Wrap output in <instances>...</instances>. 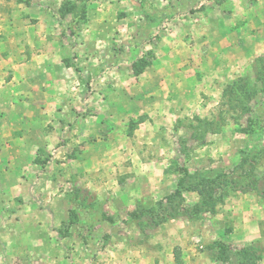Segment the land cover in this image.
Listing matches in <instances>:
<instances>
[{
	"label": "rangeland",
	"instance_id": "rangeland-1",
	"mask_svg": "<svg viewBox=\"0 0 264 264\" xmlns=\"http://www.w3.org/2000/svg\"><path fill=\"white\" fill-rule=\"evenodd\" d=\"M247 5L261 13L252 15L259 26H245L238 38L247 43L244 69L231 71L229 64L218 80L220 92L185 97L178 118H154L148 127V115L115 116L121 111L113 104L83 116L74 109L71 118L52 111L56 129L49 124L41 130L43 139L28 146L35 157L24 174L0 186V264L264 261V239L248 246L232 241L238 226L237 234L242 226L251 235L257 225L264 229V0ZM82 19L71 0H0V43L10 41L0 54L16 55L20 38L25 44L59 39L53 45L64 50L70 41L75 69L91 73L88 97L73 92L80 103L92 101L98 70L128 69L138 77L150 64L135 57L139 50L126 52L125 41V62H83ZM101 79L113 86L112 78ZM133 167L140 170L130 172Z\"/></svg>",
	"mask_w": 264,
	"mask_h": 264
},
{
	"label": "crops",
	"instance_id": "crops-1",
	"mask_svg": "<svg viewBox=\"0 0 264 264\" xmlns=\"http://www.w3.org/2000/svg\"><path fill=\"white\" fill-rule=\"evenodd\" d=\"M71 1L79 8L84 21L80 28L86 31L79 39L80 53L85 55L83 62L87 59L105 63L109 58L125 62L126 55L120 49V42L125 41L126 52L139 50L135 57L150 64L138 77L128 69L104 74L98 70L95 76L98 80L92 81L97 87L92 101L80 103L73 92L77 95L81 91L80 97H88L85 86L91 73L75 69L67 49L71 47L70 41L64 50L61 44V47L53 45L59 39L35 38L25 44L19 37L16 55L0 54L1 189L3 184H9L11 175L24 174L29 160L35 157L28 146L43 139L41 130L50 125L56 129L50 117L52 111L64 112L66 118H71L74 109H81L82 114L84 110L99 108L104 113L113 104L121 111H114L115 116L129 114L132 118L146 114L150 120H146L148 127H154V118L164 123L184 113L179 102L185 97H195L197 93L196 97H201L200 91L218 94L221 88L218 80L228 75L229 64L231 71L244 69L241 61L245 59L247 43L243 45L238 38L245 26H259L252 15L261 13L259 8H250L248 0H240L242 4L236 8L229 0ZM9 42H1L0 46ZM101 77L112 78L113 86L104 85ZM104 95H108L107 100ZM114 115L109 113L108 117ZM130 153V150L121 153V157L126 159ZM138 170L133 167L129 171ZM239 228L234 229L233 242L248 246L252 241L264 239L262 226L257 225L256 235L244 231L245 226L237 234Z\"/></svg>",
	"mask_w": 264,
	"mask_h": 264
},
{
	"label": "trees",
	"instance_id": "trees-1",
	"mask_svg": "<svg viewBox=\"0 0 264 264\" xmlns=\"http://www.w3.org/2000/svg\"><path fill=\"white\" fill-rule=\"evenodd\" d=\"M132 215H134V214H132ZM245 250V249H244Z\"/></svg>",
	"mask_w": 264,
	"mask_h": 264
}]
</instances>
